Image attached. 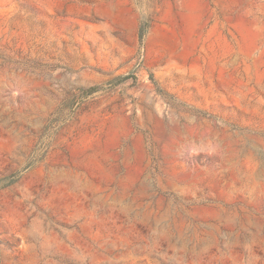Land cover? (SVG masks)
Instances as JSON below:
<instances>
[{
    "label": "rangeland",
    "instance_id": "1",
    "mask_svg": "<svg viewBox=\"0 0 264 264\" xmlns=\"http://www.w3.org/2000/svg\"><path fill=\"white\" fill-rule=\"evenodd\" d=\"M0 264H264V0H0Z\"/></svg>",
    "mask_w": 264,
    "mask_h": 264
},
{
    "label": "trees",
    "instance_id": "2",
    "mask_svg": "<svg viewBox=\"0 0 264 264\" xmlns=\"http://www.w3.org/2000/svg\"><path fill=\"white\" fill-rule=\"evenodd\" d=\"M143 35H144V29L143 28H140L139 33H138L139 38L141 39L143 37ZM93 90L94 89L88 90L87 93H90Z\"/></svg>",
    "mask_w": 264,
    "mask_h": 264
}]
</instances>
